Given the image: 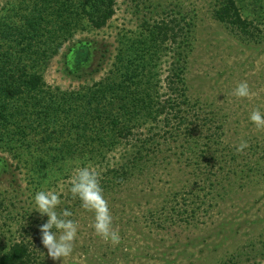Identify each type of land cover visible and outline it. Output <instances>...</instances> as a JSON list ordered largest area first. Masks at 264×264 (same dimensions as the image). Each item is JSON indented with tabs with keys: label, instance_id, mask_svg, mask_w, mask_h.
<instances>
[{
	"label": "rangeland",
	"instance_id": "1",
	"mask_svg": "<svg viewBox=\"0 0 264 264\" xmlns=\"http://www.w3.org/2000/svg\"><path fill=\"white\" fill-rule=\"evenodd\" d=\"M220 1L115 0V13L103 28L75 32L56 55L38 63L45 89L82 91L106 78L118 48L136 41L145 21L175 17L180 24L189 23V44L182 50L187 111L192 120H214V143L227 151L225 163L219 160L216 166L217 177L201 178L190 167L195 153L182 154L178 146L172 147L176 155L162 163L104 186L107 166L121 155L117 149L104 158L90 152L96 146L89 140L94 133L90 126L88 140L73 141L76 130L71 134L68 122L58 121L71 147L56 154L54 148L62 145L55 139L44 144L40 131L47 130L40 127L28 136L32 141H20L18 127L10 124L12 136L0 138V255L23 239L31 243L37 264H264V128L248 119L253 109L264 113V0H236L253 24V39L214 17ZM31 5L32 0H0V22L19 26ZM86 43L89 47L80 53ZM0 44L6 49L15 43L0 39ZM164 61L166 57L160 62L162 72ZM241 81L254 93L250 98L232 95ZM202 133L201 138L209 136ZM241 142L247 147L237 151ZM77 162L100 173L113 227L121 236L118 245L94 233L93 213L68 192V176ZM41 190L60 192L57 211L71 210L78 222L69 257L53 260L41 242L39 227L47 217L33 210L34 194Z\"/></svg>",
	"mask_w": 264,
	"mask_h": 264
},
{
	"label": "trees",
	"instance_id": "2",
	"mask_svg": "<svg viewBox=\"0 0 264 264\" xmlns=\"http://www.w3.org/2000/svg\"><path fill=\"white\" fill-rule=\"evenodd\" d=\"M114 13L115 0H32L22 24L11 27L0 22V39L15 43L6 49L0 44L1 141L3 133L12 136L10 124L18 127L20 141H32L28 136L34 137L41 127L47 130L40 131L45 136L43 143L55 139L62 145L54 148L56 154H63L71 146L62 138L65 127L59 129L58 121L66 120L67 130L71 134L76 130L73 141L88 140L86 133L89 126L92 128L89 140L96 146L90 152L104 158L106 153L119 150L121 156L106 168L104 186L111 185L108 180L125 181L150 165L162 163L176 155L172 147L178 146L182 154L195 153V162L190 163L189 157L184 161L196 167L201 178L217 177L216 166L219 160L225 163L227 151L214 143V120H192L187 111L182 50L189 44V23L180 24L175 17L152 24L145 21L136 41L118 48L105 79L78 92L45 89L38 63L56 55L75 32L103 28ZM213 13L219 22L254 38L249 31L253 24L243 17L236 0H221ZM88 47L81 44L78 50L84 53ZM163 57L167 65L162 72ZM22 120L25 127L19 125ZM200 131L209 136L202 133L201 138ZM30 244L23 239L13 243L0 255V264H37Z\"/></svg>",
	"mask_w": 264,
	"mask_h": 264
},
{
	"label": "clouds",
	"instance_id": "3",
	"mask_svg": "<svg viewBox=\"0 0 264 264\" xmlns=\"http://www.w3.org/2000/svg\"><path fill=\"white\" fill-rule=\"evenodd\" d=\"M232 95L236 98H250L251 92L246 81L237 83ZM249 121L258 129L264 128V113L259 108L253 109L248 116ZM247 147L241 142L237 151ZM68 192L74 199L80 201V206L93 213L90 227L94 233L113 246L121 242L119 231L113 227V218L108 202L105 199L100 183V173L87 165L78 162L68 176ZM61 202V193L53 190H41L34 194V209L47 220L40 225L41 242L47 249V255L53 260L69 257L73 252V241L77 237L78 222L72 219L73 213L65 208L57 211Z\"/></svg>",
	"mask_w": 264,
	"mask_h": 264
}]
</instances>
